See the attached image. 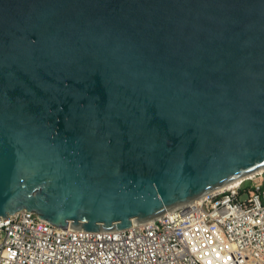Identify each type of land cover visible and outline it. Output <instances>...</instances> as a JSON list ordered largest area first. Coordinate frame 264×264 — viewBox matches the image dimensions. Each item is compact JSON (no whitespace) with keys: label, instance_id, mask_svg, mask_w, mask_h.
<instances>
[{"label":"water","instance_id":"water-1","mask_svg":"<svg viewBox=\"0 0 264 264\" xmlns=\"http://www.w3.org/2000/svg\"><path fill=\"white\" fill-rule=\"evenodd\" d=\"M264 168V0H0V220L116 232Z\"/></svg>","mask_w":264,"mask_h":264},{"label":"built area","instance_id":"built-area-1","mask_svg":"<svg viewBox=\"0 0 264 264\" xmlns=\"http://www.w3.org/2000/svg\"><path fill=\"white\" fill-rule=\"evenodd\" d=\"M0 264H264V172L116 232L20 211L0 220Z\"/></svg>","mask_w":264,"mask_h":264},{"label":"bare ground","instance_id":"bare-ground-1","mask_svg":"<svg viewBox=\"0 0 264 264\" xmlns=\"http://www.w3.org/2000/svg\"><path fill=\"white\" fill-rule=\"evenodd\" d=\"M262 172H264V168H263L262 170H260V172L257 171V172H255V173H252V174H249V175H247V176H245V177H242V178H240V179H238V180H236V181H234V182H231V183H229V184H227V185L221 187L220 190H225V189H228V188H234V187H237V186H239L240 184H242V183L244 182V180H245V181H246V180H250L251 178H254L255 175H257V174H259V173H262ZM253 176H254V177H253Z\"/></svg>","mask_w":264,"mask_h":264},{"label":"rangeland","instance_id":"rangeland-1","mask_svg":"<svg viewBox=\"0 0 264 264\" xmlns=\"http://www.w3.org/2000/svg\"><path fill=\"white\" fill-rule=\"evenodd\" d=\"M259 172H260V171H259ZM253 177H254V176H253ZM251 179H253V178H251ZM251 179H250V180H251ZM244 181H245V180H244Z\"/></svg>","mask_w":264,"mask_h":264},{"label":"trees","instance_id":"trees-1","mask_svg":"<svg viewBox=\"0 0 264 264\" xmlns=\"http://www.w3.org/2000/svg\"><path fill=\"white\" fill-rule=\"evenodd\" d=\"M248 184V183H247Z\"/></svg>","mask_w":264,"mask_h":264}]
</instances>
